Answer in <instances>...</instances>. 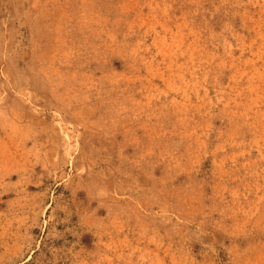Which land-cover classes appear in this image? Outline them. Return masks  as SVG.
<instances>
[{
	"label": "rangeland",
	"instance_id": "1",
	"mask_svg": "<svg viewBox=\"0 0 264 264\" xmlns=\"http://www.w3.org/2000/svg\"><path fill=\"white\" fill-rule=\"evenodd\" d=\"M0 264H264V0H0Z\"/></svg>",
	"mask_w": 264,
	"mask_h": 264
}]
</instances>
